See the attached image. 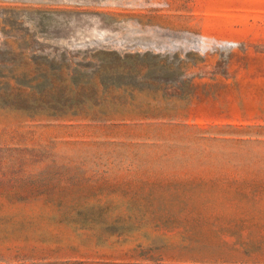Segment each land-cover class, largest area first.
Segmentation results:
<instances>
[{
  "label": "rangeland",
  "instance_id": "1",
  "mask_svg": "<svg viewBox=\"0 0 264 264\" xmlns=\"http://www.w3.org/2000/svg\"><path fill=\"white\" fill-rule=\"evenodd\" d=\"M0 264H264V0H0Z\"/></svg>",
  "mask_w": 264,
  "mask_h": 264
}]
</instances>
